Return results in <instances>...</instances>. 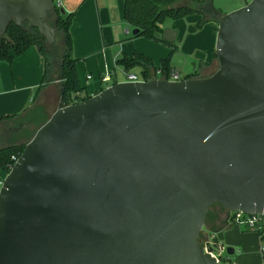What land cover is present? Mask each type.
Wrapping results in <instances>:
<instances>
[{
    "label": "water",
    "instance_id": "95a60500",
    "mask_svg": "<svg viewBox=\"0 0 264 264\" xmlns=\"http://www.w3.org/2000/svg\"><path fill=\"white\" fill-rule=\"evenodd\" d=\"M53 9L0 0V39L25 22L53 46ZM197 11L218 26L211 75L116 82L35 131L0 187V264H224L200 244L209 208L264 216V0ZM4 124L0 148L21 129Z\"/></svg>",
    "mask_w": 264,
    "mask_h": 264
},
{
    "label": "crops",
    "instance_id": "0c3cea01",
    "mask_svg": "<svg viewBox=\"0 0 264 264\" xmlns=\"http://www.w3.org/2000/svg\"><path fill=\"white\" fill-rule=\"evenodd\" d=\"M124 1L62 0L59 3L66 13L72 14L69 33L72 40V57L76 60V76L80 87L90 96L95 95L106 86V83L102 82L106 71L110 73L111 83L113 81L122 82L118 80V76L125 77L126 73H132L133 68L127 70L123 65L117 63L119 59L132 58L134 53H139L150 59L154 66H157L159 61L165 58L170 51L167 46H164L165 48L153 46L151 52L136 47L132 53L119 50L112 53L110 44H107L102 36V30L103 26L110 23L109 12L110 10L112 12L114 7L116 8V21L121 20ZM204 25L210 32L212 45L214 38L216 40L217 23L210 20ZM169 29L174 30L173 27ZM131 32L132 28L126 23L123 33L129 35ZM176 40L177 35L174 44ZM137 41L133 40L132 42L137 43ZM175 47L177 50L176 44ZM199 62L198 70L201 69V63H204V60ZM43 71V59L34 46L29 47L12 62L0 61V119L12 115L27 116L31 118L29 128H33L44 119H48L56 109L61 107L59 81L49 83L38 92ZM87 76H91V78L87 80ZM3 122L9 125L15 121ZM220 218L224 224L220 230L223 236L221 244L224 248H230L233 253L230 256L225 254L227 260L224 264H262L256 234L248 231L244 226L229 222L225 211L220 214ZM205 232L207 234L215 233L209 226L206 227Z\"/></svg>",
    "mask_w": 264,
    "mask_h": 264
},
{
    "label": "trees",
    "instance_id": "16d2710c",
    "mask_svg": "<svg viewBox=\"0 0 264 264\" xmlns=\"http://www.w3.org/2000/svg\"><path fill=\"white\" fill-rule=\"evenodd\" d=\"M61 1L62 0H54V9L48 14V19H52L53 22L49 23L53 25L56 30L53 46L47 45L44 37L39 35L36 29L29 27L27 23L24 22L20 26L11 23L6 33L0 39V61L12 62L29 47H36L44 62V71L38 87V92L49 83L59 81L61 85V107H63L84 102L90 95L85 93L77 80L75 71L76 60L72 57V40L69 33L72 14H61L59 6ZM204 1L205 0H125L123 5V18L132 30H138V33L133 36V38L143 37L147 40L161 43L169 47L170 51L165 58L159 61L157 66H154L150 59L139 53H134L132 58L123 57L119 59L117 63L123 65L127 70L140 67L142 70L140 74L145 81L150 80L152 70L157 69H160L161 72L168 77V74L174 70L172 55L176 51V47L174 43H168L161 39L160 35L163 31L161 24L165 19H179L198 12L197 8ZM210 20L211 19L207 15H203L200 23L203 25ZM57 61L59 62V67L56 68ZM195 73L196 72H191L185 75L183 79L193 78V74ZM113 82V84L116 83L115 81ZM0 121H15L27 126V131H25L23 136L18 137L19 140L23 141V139H27L28 141L34 134L29 131L31 118L27 116H5L2 117ZM46 121L47 119H44L36 125V129ZM22 141L18 142L16 140L8 146L0 148V171L7 173L14 164L13 158H18L21 155L25 146ZM215 207H218L217 210H215ZM221 213H224V210L218 204L211 206L208 210L205 224L214 232L220 231L224 225L223 220L220 218Z\"/></svg>",
    "mask_w": 264,
    "mask_h": 264
},
{
    "label": "rangeland",
    "instance_id": "374dc122",
    "mask_svg": "<svg viewBox=\"0 0 264 264\" xmlns=\"http://www.w3.org/2000/svg\"><path fill=\"white\" fill-rule=\"evenodd\" d=\"M249 1L250 0H211L213 7L219 10L222 14H227L233 10H236L244 6ZM108 3L110 2L108 1ZM109 15L110 23L107 26H103L102 36L105 38V42L107 44H110L112 53L117 50L123 52L129 51L132 53L136 49V47L137 49L139 48L143 49L144 51L150 52L153 50V46L165 48V45L147 40L143 37L133 38L131 33L129 35H125L123 33V30L126 27V22L123 18V13L121 16V20L116 21L115 7L112 9V12L110 10ZM202 17V14L196 12L179 19H165L161 24L162 29L173 27L177 32V40L175 42L177 50L172 55V64L174 68H176V70L180 73V80L185 75L193 72L196 68H198V64L200 63L199 61L202 60L201 58H197V55L201 56V54H204L205 63H201V69L193 74V78L209 76L218 68V61L214 51L215 38L214 43H212L211 45L210 32H208L207 27H205L204 24L201 25L200 23ZM133 40L138 41L137 43H134L132 42ZM57 67H59V62L56 64V68ZM139 70V67L133 68L132 73H136L139 75ZM118 80L124 81L125 77L118 76ZM110 85H112L111 82L106 84L107 87ZM36 128V125L33 128H30V133H35V131L37 130ZM17 141L19 142L22 140L18 139ZM28 141L27 139H23L22 143L26 144ZM5 176L6 173L0 171V178L4 179ZM217 208L218 207H215V210H217ZM206 227L208 226H206L205 224L201 235L205 232Z\"/></svg>",
    "mask_w": 264,
    "mask_h": 264
},
{
    "label": "built area",
    "instance_id": "2783aa9c",
    "mask_svg": "<svg viewBox=\"0 0 264 264\" xmlns=\"http://www.w3.org/2000/svg\"><path fill=\"white\" fill-rule=\"evenodd\" d=\"M60 6V4H59ZM128 30L126 31V33ZM150 79H164L169 81H180V73L176 70H172L168 77L164 75L160 69L152 70L150 74ZM91 76H87L89 80ZM183 80V79H181ZM145 81L141 74L136 73H126L124 82H137ZM102 82L108 84L111 82V77L109 72H105L102 77ZM14 163L17 158H13ZM12 167V166H11ZM10 167V168H11ZM10 170V169H9ZM3 183V178H0V187ZM227 220L235 225L244 226L248 231L256 234L259 242V256L261 263L264 264V216L260 215H247L242 212H230L227 213ZM200 244L206 250V244L212 248L210 255L216 259L219 263H225L227 257L225 256L224 247L221 245L220 241L217 238L216 233H203L200 237Z\"/></svg>",
    "mask_w": 264,
    "mask_h": 264
},
{
    "label": "flooded vegetation",
    "instance_id": "af4514ba",
    "mask_svg": "<svg viewBox=\"0 0 264 264\" xmlns=\"http://www.w3.org/2000/svg\"><path fill=\"white\" fill-rule=\"evenodd\" d=\"M47 20H48V22H52V19H48V18H47ZM52 23H53V22H52ZM198 71H199L198 68H196L193 72H198ZM206 77H207V76H206ZM182 79H183V78H182ZM190 79H191V78H190ZM12 126H15V127H17V126H21V129H20L19 132L13 134V136L11 137V140H10L9 143H12V142L18 140V137H19V136H23L24 133H25V131H27L26 129L28 128L27 126H24L23 123H18V122H12V124H9V125L4 124V125H2L1 127H2V128H7V127H12ZM226 214H227V213H226ZM200 237H201V236H200Z\"/></svg>",
    "mask_w": 264,
    "mask_h": 264
}]
</instances>
